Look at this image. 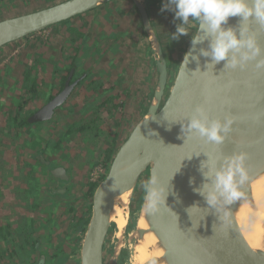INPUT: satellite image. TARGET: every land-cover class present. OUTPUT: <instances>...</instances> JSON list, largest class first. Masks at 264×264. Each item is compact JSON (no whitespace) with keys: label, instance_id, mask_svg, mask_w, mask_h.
<instances>
[{"label":"water","instance_id":"obj_1","mask_svg":"<svg viewBox=\"0 0 264 264\" xmlns=\"http://www.w3.org/2000/svg\"><path fill=\"white\" fill-rule=\"evenodd\" d=\"M108 1L62 0L1 18L0 48ZM132 1L154 52L157 80L144 112L119 139L94 189L80 243V264H105L104 244L113 225L111 214L117 200L123 193L133 194L139 183L144 188L153 175L165 200L161 196L160 202L149 208L144 188L138 217L143 213L148 231L157 237L163 252L146 264H264V251L248 246L237 219L240 208L253 203L252 183L264 175V69L256 67V60L264 58V25L252 17L242 21L239 16L230 17L225 25L234 27L238 36L240 28H246L261 48L260 55L243 68L225 67V60L217 63L202 55V50L209 48L210 38L193 45L191 37L198 31L197 26L174 64L171 48H163L145 3ZM185 53L189 54L188 62L183 61ZM70 77L71 73L63 88L31 119L52 117L77 82H70ZM197 106H203L210 119L223 120L226 115L233 118L231 131L222 144L182 129ZM241 151L247 154L248 174L239 185L241 196L231 204L221 200L216 207L208 205L205 196L194 191L212 184L205 175L208 165L214 162L218 168L225 156ZM52 173L67 179L62 167ZM135 229L134 243L146 231L137 227V220ZM111 261L115 264L116 258Z\"/></svg>","mask_w":264,"mask_h":264},{"label":"crops","instance_id":"obj_2","mask_svg":"<svg viewBox=\"0 0 264 264\" xmlns=\"http://www.w3.org/2000/svg\"><path fill=\"white\" fill-rule=\"evenodd\" d=\"M2 1L8 2L11 9H14V6L15 8H19V6L22 5L21 0H2ZM112 6H116V5H112ZM104 8L106 11L102 10ZM109 9H112L111 6L105 3L102 6H99L89 12L83 13L81 15H78V16H75L69 19V23L59 24V26H50L53 28H49V29H53V31L55 32L52 35H50L51 32L47 30L49 31L50 34L44 35V37L34 36L36 34H32V35H29L19 40L18 42L25 41L27 46L25 48H23L22 46V51H25V49H27V51L23 53L27 54L28 56H26L23 59L25 60L23 62L24 64L20 65V69H18V72L15 73V75H12L11 77H9V79L7 80L9 83L6 84L5 82L7 93L10 94L9 92L10 90H13L14 92H16V96H12L10 99L11 105L12 104H15V105H13L14 107L11 106L13 110L9 109L7 114L3 112L0 115V120L2 119L3 116L8 117L12 115L15 112V108L19 104H22L24 106L21 112L22 113L27 112V114L32 113L34 109L37 107L40 108L42 104L44 103L43 101L44 98L50 92L51 94H54L61 88V80H62V77L66 73V66L69 65L71 62V56L76 55L78 58V62L81 63L83 61L82 65L84 66L85 64H87L88 61L90 60L93 61V59L96 61L100 56L104 55L106 56L105 61L107 62V64L111 65L109 67L110 68L109 70H111L110 72L111 78H108V80L104 79L108 83L107 85L108 88L106 89V92L104 94H103V91H98L96 95L94 94L95 96L93 100H89V102L84 101V100L89 99L88 97H84L85 94L91 95L90 86L83 87L84 85L83 83L88 82L87 85H89V83L92 81V78L86 79L83 83L76 86L74 90L72 91V93L67 98V100L65 101V103L61 107H58L55 110V113H54L55 116L56 114L58 116H61L63 114L65 115L66 110H68L71 113L70 118L66 122H64V126H63L64 130L62 131L59 130L58 137H55L57 136L55 132H53L51 136H49L50 139L52 140H56V139L58 140L61 137V135H65L60 145V147L62 148L61 153H64V154L63 155L60 154L59 151L53 154L47 151L43 154V158L51 163L53 169L57 167L64 168L65 173L67 175V179L69 180L68 188L70 189V194L65 201L61 202L57 206V209L65 208L67 206L68 208L73 207L75 211L77 210L78 208L77 203L79 202V200H81V203H82L84 199L82 198V196L84 194L79 192L78 193L79 195L77 194L76 196V194L74 193L75 194L74 195L73 191H71V188L75 186L74 183L76 181L75 179H73L72 172L74 169H78V167H82L81 170L77 172H73V174L75 175L76 178L78 177L77 178L78 179L77 182L79 183L78 189L87 191L89 182H91V180H89V172L91 170V167H93L94 165L98 163L97 161L96 163H93V161L92 163H87V160L86 161L82 160L78 162L79 164L75 163L73 167L72 164L76 161V154H75L76 150H74L75 147L70 148L71 146L70 143H72L73 139H78V141L80 142V145L82 144L81 148L84 149V152H85L84 154L92 156V160H93V155L95 156L98 153V151L101 152V155H102L101 162H103L104 165L106 164V161H105L106 151L105 150H112V154H113V152L115 151V147L120 139L119 133H117V131L112 133L110 135V141L109 140H108L109 142L105 141V145L106 144L107 145L104 151H101L100 145L102 144V139H104V136L106 135V133L102 130L104 128L101 125L97 124L98 118L96 119L94 124H92L90 127H87V129L81 132L71 131L69 134H65L68 127H70V125L72 124H75L83 116L88 115L89 114L88 112H90L89 110L92 109L94 106H97L98 108L101 107L100 109H103L105 106L106 108H109L110 110H113V108L115 107L125 106V109L126 108L128 109L131 103H133V98L130 97L131 94L132 96H134L138 91H141L143 92V95L145 93L146 96L149 97L152 94L153 87L157 80V69H156V61L154 57V52L152 51L149 40L143 30L141 21L139 20V15L138 14L136 15V13L133 10H129L130 20H128L127 22H125L124 20L120 21V25H118L117 18L111 17V20H109L106 17V12ZM147 9L150 15V19L154 25V22H153L154 15L152 14L150 8L147 7ZM152 11H154V9H152ZM122 14H123V10L120 9V14L118 16ZM87 15H90V17L86 20ZM166 16L168 17L167 26L170 30L169 32L171 31L175 32V28H176L175 24L177 22H175L174 19H172L173 17L171 16V14L166 12ZM84 17L86 21L82 20ZM80 20H81L80 22L81 28L79 27L80 24L78 23V21ZM70 27L77 28V30L72 31L69 29ZM108 27L110 28L108 29ZM169 32L166 31L163 35L162 34L160 35L159 33L163 48H167L168 45L169 46L171 45L169 43L170 41L168 40ZM187 36L188 35H182L179 38H182V41L184 42L189 37ZM41 38L43 39V41L44 40L45 41L43 42ZM39 41L43 42L41 46L42 50L40 48L39 49L35 48V44L40 43ZM18 42L17 41L13 42L14 44L12 47H15L14 45L18 44ZM48 42H50L48 44L49 50H43L45 49ZM175 43L178 44L174 40V44ZM18 65H19V61H17L15 66H18ZM84 69L85 68L81 69V71H86V73L88 72V74L90 75L89 70H84ZM125 72L129 76L125 75L124 74ZM94 75H97V74L95 73ZM25 77L28 79V82H31L36 86L35 88L36 91H34L32 94H30V88L28 86H24ZM96 77H99V76H96ZM96 79L97 78L95 77L93 78L94 81ZM144 82L147 85L145 84L143 89H139V88H142V85ZM42 85H47V87L46 86L44 87ZM79 87L80 88L83 87L82 90H79L80 89ZM44 88H46V90ZM77 90L80 91L79 95L77 94ZM7 93H5L4 91V94H7ZM117 94L124 96V98L126 97V99L129 101L128 104H126L127 102L125 100L124 101L119 100L120 97L119 99L115 98L116 100L111 99V96L117 95ZM2 96L3 95L1 93L0 97ZM148 97L146 99L147 102L145 101L144 103H142L145 106V108L148 103V99H149ZM70 104L72 105L69 106ZM7 107H10V106L6 105L3 111ZM62 109H65V111H62ZM139 112L140 113L137 114L138 116L136 117L135 120H137L141 116L142 110H140ZM12 127H15V131H17L19 134L23 132L27 134V137L21 136L18 138L19 142L17 143V145H18V148L22 150L21 152H22L23 157L25 158V163L27 162L32 163L29 159H26L27 156H24V155H28L27 154L28 151H31V149L34 147L32 145V139L35 138V136L32 135L31 137L30 131L24 129L25 131L22 132V130H20L19 127H16L15 125L11 123V128ZM5 133L13 134V131L9 129ZM41 134H44V133H41ZM39 143L43 146L45 144L43 140H40ZM79 150L80 149H78V152ZM10 161L12 162L13 160H10ZM30 167H27V169L28 168L30 169ZM8 169H10V167L3 168L2 169L3 174L0 173L1 174L0 176V224H4V225H7L8 221L17 223V221H15L14 214L12 213V211L9 212L8 209L10 208L7 205L12 202H10V200L8 199L10 195H9V192L7 193L6 186H7V183H10V179H13L11 176L8 177L6 175ZM62 179H66V178H62ZM22 185L24 187L26 186V184L25 185L22 184ZM59 187L61 188L62 186H59ZM84 204H86L87 207L89 206V203H83L82 205ZM90 204H91V201H90ZM46 207L48 210L47 205ZM49 208H51V206H49ZM41 209H42L41 210L42 212L47 211L44 209V206L41 207ZM84 214L88 216V209L87 211L84 212ZM29 215L31 217L37 216L35 211H30ZM13 230H14V227H12V223H11V228H9V231H11L10 233L12 234L10 235V238L14 239L15 235L13 233ZM72 231H73L74 237L70 239V240H73V247L71 248V250H75V246L77 243L80 246V243L82 240V232L81 230L75 231L74 227L72 228ZM69 233L71 234V232ZM5 246H9V247H5ZM0 247H3V248H0V254L5 256L7 255V253L3 249L10 250L13 248V245H11L9 241L4 240L3 238H0ZM2 260H3L1 261L2 264H11L8 256H7V259L3 258Z\"/></svg>","mask_w":264,"mask_h":264},{"label":"rangeland","instance_id":"obj_3","mask_svg":"<svg viewBox=\"0 0 264 264\" xmlns=\"http://www.w3.org/2000/svg\"><path fill=\"white\" fill-rule=\"evenodd\" d=\"M57 1H62V0H21L22 5H20L19 8H15V6H14V9H11L8 2L0 0V19L4 18L6 16H11V15H16V14L22 13L26 10L31 11V10H35V9H38V8H41V7H44L47 5H51ZM142 2L145 3L146 7L150 8L152 14L154 15L153 16V22H154V26H155L158 34L160 33V35L161 34L163 35L166 31L169 32L170 30L167 26L168 17L166 16V12L171 14V16L173 17L172 19H174V13L171 11H167V10L163 11V12L160 11L163 0H147V1L142 0ZM107 4L110 5L112 9H109L106 12V17L109 20H111V17L117 18L118 19V25H120V21L124 20L125 22H127L128 20H130L129 10H133L136 13V15L138 14L136 9L134 8V3L132 0H110L107 2ZM112 5H116V6H112ZM120 9L123 10V14L118 16L120 14ZM152 9H154V11H152ZM102 10H105V8ZM90 15H91V13H90ZM90 15H87L86 20L90 17ZM82 20L86 21L85 17ZM174 21L176 22L175 19H174ZM66 22H68V20L67 21L65 20V21H62L59 23L64 24ZM80 22H81V20L78 21L79 24H80ZM59 23H57L53 26H59ZM192 23H193V28H192V30H190V32L188 34L189 37L187 36L188 38L184 42L182 41V38H178V39H175V41L178 44H176V43L174 44V39H172V36H171V34L174 33V31H171L168 33L169 34L168 40L170 41L169 43L171 44L170 46L168 45V47L171 48L170 51L173 55V59L176 60V62L179 60L180 52L184 51L185 46H186L187 42L189 41L191 34L193 33V31L195 29L196 23L194 21ZM79 27L81 28V24L79 25ZM49 28H53V27H49ZM49 28H46L43 31H40V33L39 32L34 33V34H36L34 36H41V37L43 36L44 37V35L50 34L49 31L51 32L50 35L55 33L53 31V29H49ZM109 28L110 27H108V29ZM47 30H49V31H47ZM160 35H159V37H160ZM26 40H28V39H26ZM42 41H43V39H42ZM39 42L40 43L35 44V48H37V49H39V48L41 49V46L43 43L41 41H39ZM50 42H51V40H50ZM50 42L47 43L45 49H43V50H49L48 44ZM13 44L14 43H9V44L5 45L4 47L0 48V50H1V52H0V94L2 93V95H3L2 97H0V115L3 112L5 114H7L9 109L13 110L12 107H14L13 105H15V104L11 105L10 99L12 96H16V92H14L13 90L9 91L10 94L6 92V84L9 83L7 80L9 79V77H11L12 75H15V73L18 72V69H20V65L24 64L23 62L25 60H23V59L26 56H28L27 54L23 53V52L27 51V49H25V51H22V46H23V48H25L27 46L25 41L18 42V44L14 45L15 47H12ZM177 52H179V54ZM105 57L106 56L102 55L96 61L94 59H93V61L90 60L84 66L82 65L83 61L81 62V66H80L81 68L80 69L85 68L84 70H89L90 75H89L88 79L92 78V81L89 83V85H87L88 82L83 83L84 84L83 87L90 86V88H91V95L85 94V96H84V97H88L89 99L84 100V101L89 102V100H93L94 96L96 95V87H99L98 91H103V94L106 92V89L108 88L107 87L108 83L104 79L108 80V78H111L110 77L111 76V73H110L111 70H109L110 69L109 67L111 65L107 64V62L105 61L106 60ZM17 61H19V65L15 66ZM15 67H16V69H15ZM71 71H72V68L69 70V74ZM84 73L85 72L82 71L81 74L79 76L75 77L72 82H75V81L81 79L84 76ZM95 73L97 75H94ZM124 74L129 76L126 72ZM96 76H99V77H96ZM94 77L97 78L95 81L93 80ZM5 82H6V84H5ZM145 84L146 83L144 82L142 85V88H139V89H143ZM42 86L47 87V85H42ZM76 86H78V83L76 84ZM82 88H80L79 90H82ZM44 89L46 90V88H44ZM79 90H77L78 95L80 94ZM4 91L7 94H4ZM130 97L133 98V103H131V105L128 107V109L127 108L125 109V106L124 107H122V106L115 107V108H113V110H110L109 108H106L105 106L103 109H100L101 107L96 108V114L95 115L98 118L97 124L101 125L104 128L102 130L106 133V135L104 136V139H102V144L100 145L101 151H104V149L107 145V144L105 145V141H108V140L110 141V135L112 133L117 131V133H119L120 139L123 138L128 133L129 129L132 127L134 121H136L135 119L138 116L137 114L140 113L139 111L142 110V113L144 112L145 106L142 103H144L146 101L148 96H146L145 93L143 95V92L138 91L134 96H132V94H131ZM13 99H14V97H13ZM119 100H123V101L125 100L127 102L126 104H128V102H129L126 99V97L124 98V96H121ZM6 105L7 106L9 105L10 107H7L3 111V109L5 108ZM71 105L72 104H70L69 106H71ZM30 108H31V106H30ZM36 109H38V107L35 108L34 111ZM26 111H28V110H26ZM62 111H65V109H62ZM126 111L129 113H127ZM70 115H71V113L68 110L65 111V115L64 114L61 116H58L57 114H56V116L54 115L53 121L51 122V127L47 128L46 130H39L37 132L49 134L48 136H51V134L53 132H55L57 134V136H55V137H58L59 130L60 131L64 130V127H63L64 122H66L70 118ZM12 128H11V122L9 121V118L7 116H3L2 119L0 120V173L3 174V171H2L3 168H9L10 167V169H8L7 173H6V175L8 177L11 176L13 178V179H10V183H7V186H6L7 193L9 192L10 196H11V194H15V195L18 194L19 193L18 189H23L24 186L22 184L25 185V182L27 180V178L23 176L25 174V168H26V172L29 170V168L27 169V167H25V165H24L25 158L22 155V152H21L22 150L19 149L18 145H17V143L19 142L18 138L21 136L27 137V134H25L23 132V131H25L24 129L20 128V130H22L23 133L19 134L17 131H15V127H12ZM9 129L11 131H13V134L5 133ZM44 134H41V135H44ZM70 144H71L70 148L75 147L74 150H76V153H75L76 154V161L72 164L73 167H74L75 163L79 164L78 162L82 161V160H84V161L87 160V163H92V161H93V163H96V161L98 162L96 165L91 167V170L89 172V177H90L92 171H94L98 168H101L100 172L98 174L97 181H96V186H97L98 183L102 180L104 173L106 171L105 165L103 164V162H101L102 161L101 152L98 151V153L95 156L93 155V160H92V156L84 154L85 153L84 149L81 148L82 144L80 145V142L78 141V139H73L72 143H70ZM24 145H25V143H24ZM21 147H23V146H21ZM78 149H80L79 152H78ZM48 151L51 154H53V152L50 149H48ZM57 151H59V153L62 155L64 154V153H61L62 148H60V147ZM10 160H13V161L11 162ZM33 167L32 168L30 167V168L33 170ZM35 169L36 168L34 167V170ZM81 169H82V167H78V169H74L73 172H77ZM73 172H72L73 179H75L76 181L74 183L75 186L73 188H71V191H73V194L75 193L76 196L79 192H81L82 194H85L87 191L78 189L79 188V183L77 182L78 177L76 178L75 175L73 174ZM0 176H1V174H0ZM32 182H33V180L31 181V183ZM30 186L32 187V189H34V187L32 185H30ZM96 186L93 189H95ZM58 190L62 191L63 187H61L60 189H57L56 191L59 192ZM93 192H92V195H93ZM143 194H144V188H143L142 184L139 183V185L135 188L133 194H131V196H130L129 208L127 210L128 211V215H127L128 221L124 225L125 227L124 226L119 227L117 225L116 221L112 218L113 219V225L111 226V229L108 232V235H107V238L105 241L106 243L104 244V261H105V264H111V262H112L111 260L113 258H116L115 264H133V262L136 260V259H134V255H138L139 253L137 254V249L134 246V244L136 242L134 243L133 236L135 235L134 228L136 225V220H137L139 210H140V206L142 203ZM91 198H92V196L88 197L87 199L84 198L86 201L83 199L82 203H81V200H79V202L77 203L78 208L76 210L77 215L79 213L87 211V209H88V214H89L90 208H91V205H90ZM83 203H89V206L87 207L86 204L82 205ZM18 204L22 205L21 202ZM7 205L10 208V204H7ZM71 214L72 213H69L68 207L66 206L65 208H59L58 211H56L53 215V216H55V220L53 221V228H52L54 230V235H53V232L50 234L51 237L53 236L52 242L57 244L56 246L61 244V248H64L63 244L65 242L66 250L68 252H71V253H68L69 254L68 257L65 256L66 257L65 260L61 264H80V260H79L80 246L77 243L75 246V250H71V248L73 247V240H69V239H72L74 237L72 229L71 230L68 229V225H69L70 220L72 218V217L71 218H68V217L71 216ZM77 215H76V217H77ZM118 227L123 230V234H121V236H119L117 234ZM66 231L71 232L70 235L72 237L71 236H70V238H69V236L66 237ZM136 245H137V243H136ZM53 248L54 247H52L51 250ZM7 256H8V254L4 256V259H7ZM58 260H59L58 257L56 259H53V260L51 259V261L52 262L54 261V263L56 261V264H57ZM0 264H2L1 261H0ZM45 264H50V262L48 260H46Z\"/></svg>","mask_w":264,"mask_h":264},{"label":"clouds","instance_id":"obj_4","mask_svg":"<svg viewBox=\"0 0 264 264\" xmlns=\"http://www.w3.org/2000/svg\"><path fill=\"white\" fill-rule=\"evenodd\" d=\"M171 11L174 19L179 20L172 39L188 35L193 28V21L198 31L192 35L195 45L205 38L209 39V48L202 50V55L210 56L212 61H226L225 67L243 68L249 60L260 55L261 48L254 35L241 27L239 36L234 27H225L230 17L239 16L242 21L254 18L264 25V0H163L160 11ZM189 54L185 53L184 60L188 62ZM182 61V62H183ZM257 69H264V58L256 60ZM234 120L225 116L223 120L210 119L203 106H197L186 125H182L189 133L205 138L210 142L222 144L231 131ZM247 154L243 151L225 156L217 168L213 162L208 165L206 176L212 179V184H205L202 189H194L205 196L208 205L216 207L221 200L231 204L241 196L239 185L248 179L245 161ZM238 178V179H237ZM146 201L149 208H154L165 193L157 186V177L153 175L144 184Z\"/></svg>","mask_w":264,"mask_h":264},{"label":"trees","instance_id":"obj_5","mask_svg":"<svg viewBox=\"0 0 264 264\" xmlns=\"http://www.w3.org/2000/svg\"><path fill=\"white\" fill-rule=\"evenodd\" d=\"M66 23H69V19H68V22ZM59 24H62V23H59ZM69 29L72 31L77 30V28H74V27H70ZM80 66H81V63L80 62L78 63L77 56L76 55L71 56V62L69 65L66 66V73L62 77V80H61V89L63 88L64 83L69 76V70L72 68V71L70 72L71 73L70 82H72L75 77L81 74L82 71L81 69H79ZM84 72H85L84 76L81 79L77 80L76 84L78 83L79 85L83 83L86 79H88L89 77L88 72L87 73L86 71ZM76 84L71 90V93L76 87ZM24 86H28L30 88V94L36 91L35 90L36 86L33 83L28 82V79L26 77L24 79ZM98 89L99 87H96V93H98ZM54 96L55 95L51 94L50 92L44 98L43 100L44 103L51 100ZM119 97H121V95L117 94V95L111 96V99L112 100L115 98L119 99ZM67 98L65 99V101L67 100ZM65 101L59 106H57L56 108L61 107L65 103ZM22 107H24L22 104L17 105V107L15 108V112L12 115L8 116V118H9V121L16 127L23 128V129L30 131L31 137L32 135L35 136V138L32 139V145L34 147L31 149V151H28L27 153L28 155H24V156H27L26 159H29L32 163H28V162L25 163L24 161V165L25 167H30L31 165H33L36 169L34 170V167L31 166V168L33 167V170L31 169V171L26 172V168H25V174L23 176L26 177L27 180L25 182L26 186L24 187V189L28 188L27 190L29 191L30 195L34 197L35 200H37V198L40 197L41 195L51 213L60 204V202L65 201L67 197L69 196V192H70V189L68 188L69 180L62 179L58 176H55L52 173L53 167L48 166V162H46V160L43 158V154L48 151V148H50V150L53 153H55L59 149L63 141L62 139L64 138L65 135H61V137L58 140L50 139L48 134H45L44 136H42L41 133L37 131L43 130V129L46 130L47 128L51 127V122L53 120L54 113L49 120H33L31 119V117L39 108L33 111L32 113L27 114V112L25 113L21 112V110L23 109ZM96 108L98 107L94 106L92 109L89 110L90 112H88L89 113L88 115L83 116L75 124L70 125V127H68L65 134H69L71 131H77V132L84 131L85 129H87V127H90L92 124H94L97 119V116L95 115ZM40 140H43V142L45 143L44 146L39 143ZM105 151H106V156H105L106 166L105 167L107 169V166L112 156V150H105ZM32 180L33 182L31 183ZM30 185L34 187L33 190ZM59 186L63 187V190H64L63 192L56 191L57 189L60 188ZM95 186H96L95 182L93 181L89 182L88 190L82 196V198L91 197L92 192L94 191L93 188ZM12 197L13 196H10L8 197V199L10 200V202H12L13 205H17L16 203L14 204L15 200ZM35 202L32 203L34 206L37 203ZM49 206H51V208H49ZM17 209L19 208L14 207V206L9 209V211H12V213L14 214L15 221H17V223L8 221L7 225L0 224V238H3L4 240L9 241L11 245H13L12 249L10 250L3 249V250L8 254V257L11 259L13 264H17L16 262L17 259L18 261H21L20 264H36L37 257H38L36 254L37 253L36 251H39L42 248V244L38 240H33L32 238L33 236L31 235L34 231L31 230L32 225L29 222L30 219L29 220L25 219L24 214H21V212ZM69 211L74 213L75 209L73 207H70ZM71 221H72V225L75 228V231L76 230L84 231L86 224L88 222V216H86L83 213L82 216H80L76 221L74 220V218H72ZM11 223L13 224L12 227H14V230H13V233L15 235L14 239L10 238V235L12 234L10 233L11 231H9V228H11ZM5 247H9V246H5ZM0 248H3V247H0ZM63 254H65V252H63ZM0 258H4V255L0 254ZM61 259L58 260L57 264L63 263Z\"/></svg>","mask_w":264,"mask_h":264},{"label":"bare ground","instance_id":"obj_6","mask_svg":"<svg viewBox=\"0 0 264 264\" xmlns=\"http://www.w3.org/2000/svg\"><path fill=\"white\" fill-rule=\"evenodd\" d=\"M147 1V0H145ZM179 54V52H177ZM182 52L179 54L181 57ZM176 60H174L175 64ZM253 203H245L238 212L239 228L250 248L264 251V175L256 179L252 183ZM131 192H126L117 200L115 207L111 214V220L116 221L119 227H123L128 219V208L130 202ZM143 212V207L141 209ZM113 218V219H112ZM137 227L146 229L141 237H136L138 240L135 243L137 254L134 255L136 259L133 264H146L148 260L154 257H160L162 248L159 245L157 237L149 232L147 223L143 217V213L137 217ZM118 227L117 234L121 236L123 230ZM125 227V226H124ZM134 231H137L136 229ZM133 233V232H132ZM137 233V232H136Z\"/></svg>","mask_w":264,"mask_h":264},{"label":"flooded vegetation","instance_id":"obj_7","mask_svg":"<svg viewBox=\"0 0 264 264\" xmlns=\"http://www.w3.org/2000/svg\"><path fill=\"white\" fill-rule=\"evenodd\" d=\"M134 8L136 9L135 5H134ZM136 11H137V9H136ZM139 20H140V18H139ZM60 90H61V88L56 93H54V95H56ZM44 104H42V106ZM56 109L57 108L54 109L53 113H55ZM46 162H48L49 167L52 166L49 161L46 160ZM28 171H31V168ZM27 189L28 188L18 189V192H19L18 194H16V195L11 194V196H13L12 198H14V200H15L14 204L16 203L17 205H12V203H10V205H11L10 208H12L13 206L18 207L19 209H17V210H19L21 212V214H24V218L28 219V220L30 219L29 222L32 225L31 230L34 231L33 233L31 232L32 233L31 236H33L32 237L33 240H38L42 244V248L39 251H36L37 252L36 254L38 256L36 264H38V262H40V261H42L43 264H45L46 260H48L50 262V264H56V261L54 263V261L52 262L51 259L53 260V259H56L57 257L59 259L62 258L61 261H64L66 258L65 256L68 257V255H69V254H66L69 252L65 248V242L63 244L64 248H61V244L56 246L57 244L52 242L53 236L51 237V235H50L52 232L54 235V230L52 228H53V220H55V216H53V215L56 212V210L58 211L57 207L55 208V210L53 212L50 213L49 209L47 210V207H46L45 201L43 200V197L40 195V197H38L37 200H35L34 197L32 195H30V193ZM59 192H61V191H59ZM69 194H70V192H69ZM20 202L22 203V205L18 204ZM34 202L36 203L35 206L32 204ZM43 206H44V209L49 211V212H47V211L42 212L41 207H43ZM30 211H35L37 216L31 217L29 215ZM68 211H69V208H68ZM27 213H28V215H27ZM69 213H72L71 216H69V218L72 217L76 221L84 212L79 213L78 215L76 214V211H74V213L69 211ZM76 215H77V217H76ZM73 227L74 226L72 225V221H70V223L68 225V229H72ZM81 232L83 235L84 231H81ZM69 234L70 233L68 231H66V237L69 236V238H70L71 235H69ZM42 238H43V240H42ZM52 247H54V248L51 250ZM63 252H65V254H63ZM2 259L3 258H0V261H3ZM10 262H11V264H13L11 259H10ZM16 262H17V264H20L21 261L19 262L17 259Z\"/></svg>","mask_w":264,"mask_h":264},{"label":"built area","instance_id":"obj_8","mask_svg":"<svg viewBox=\"0 0 264 264\" xmlns=\"http://www.w3.org/2000/svg\"><path fill=\"white\" fill-rule=\"evenodd\" d=\"M100 169H101V168H98V169L92 171L91 176L89 177V179H90L91 181H93V182H96V181H97V178H98V174H99V172H100Z\"/></svg>","mask_w":264,"mask_h":264},{"label":"snow or ice","instance_id":"obj_9","mask_svg":"<svg viewBox=\"0 0 264 264\" xmlns=\"http://www.w3.org/2000/svg\"><path fill=\"white\" fill-rule=\"evenodd\" d=\"M225 107H226V105H225Z\"/></svg>","mask_w":264,"mask_h":264}]
</instances>
